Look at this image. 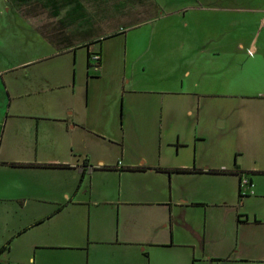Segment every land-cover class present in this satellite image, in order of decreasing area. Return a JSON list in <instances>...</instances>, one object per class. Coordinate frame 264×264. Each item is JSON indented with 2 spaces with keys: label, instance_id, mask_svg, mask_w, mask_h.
<instances>
[{
  "label": "crops",
  "instance_id": "obj_1",
  "mask_svg": "<svg viewBox=\"0 0 264 264\" xmlns=\"http://www.w3.org/2000/svg\"><path fill=\"white\" fill-rule=\"evenodd\" d=\"M2 1L0 264H264V0Z\"/></svg>",
  "mask_w": 264,
  "mask_h": 264
},
{
  "label": "rangeland",
  "instance_id": "obj_2",
  "mask_svg": "<svg viewBox=\"0 0 264 264\" xmlns=\"http://www.w3.org/2000/svg\"><path fill=\"white\" fill-rule=\"evenodd\" d=\"M232 0H224L225 3H230ZM9 6H7L2 0H0V81H2V72L6 74L12 64L18 60L25 59L28 51L25 47L24 42L20 41L17 37L15 29H18V21L12 16V9L7 12ZM24 43V47L18 45ZM5 76V75H3ZM3 85V81H2ZM0 110V121H5V112Z\"/></svg>",
  "mask_w": 264,
  "mask_h": 264
},
{
  "label": "built area",
  "instance_id": "obj_3",
  "mask_svg": "<svg viewBox=\"0 0 264 264\" xmlns=\"http://www.w3.org/2000/svg\"><path fill=\"white\" fill-rule=\"evenodd\" d=\"M91 58L94 59V60H96L97 63L99 62V56H98V54L93 55ZM242 182H245V180H242Z\"/></svg>",
  "mask_w": 264,
  "mask_h": 264
},
{
  "label": "trees",
  "instance_id": "obj_4",
  "mask_svg": "<svg viewBox=\"0 0 264 264\" xmlns=\"http://www.w3.org/2000/svg\"><path fill=\"white\" fill-rule=\"evenodd\" d=\"M7 247H8V246H6V245L3 246V247H1V248H0V253H2V251H4Z\"/></svg>",
  "mask_w": 264,
  "mask_h": 264
}]
</instances>
